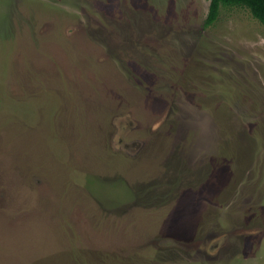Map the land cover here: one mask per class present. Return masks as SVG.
<instances>
[{"label": "rangeland", "instance_id": "1", "mask_svg": "<svg viewBox=\"0 0 264 264\" xmlns=\"http://www.w3.org/2000/svg\"><path fill=\"white\" fill-rule=\"evenodd\" d=\"M209 0H0V264H264V26Z\"/></svg>", "mask_w": 264, "mask_h": 264}, {"label": "trees", "instance_id": "2", "mask_svg": "<svg viewBox=\"0 0 264 264\" xmlns=\"http://www.w3.org/2000/svg\"><path fill=\"white\" fill-rule=\"evenodd\" d=\"M222 5L245 7L264 26V0H209L204 26L211 25L217 19Z\"/></svg>", "mask_w": 264, "mask_h": 264}]
</instances>
